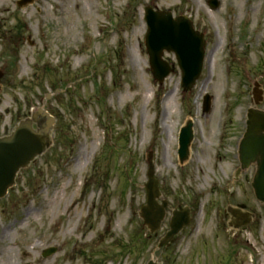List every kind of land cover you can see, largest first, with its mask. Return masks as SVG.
Wrapping results in <instances>:
<instances>
[{
  "label": "rangeland",
  "instance_id": "1",
  "mask_svg": "<svg viewBox=\"0 0 264 264\" xmlns=\"http://www.w3.org/2000/svg\"><path fill=\"white\" fill-rule=\"evenodd\" d=\"M16 1L0 0V136L39 107L55 120L52 144L0 198V248L8 255L0 264H197L198 252L210 264L211 245L226 243L216 223L236 202L254 212L239 256L264 264V203L250 185L255 167L234 175L255 82L264 110V0H218L214 9L207 0ZM146 5L186 15L205 34L202 71L190 90L181 89L172 53L163 58L173 72L161 85L152 78ZM187 120L193 138L179 164L178 130ZM148 152L160 199L170 204L156 233L136 213L145 202ZM178 204L192 208L191 221L162 250L159 238ZM48 247L56 251L43 257Z\"/></svg>",
  "mask_w": 264,
  "mask_h": 264
},
{
  "label": "water",
  "instance_id": "2",
  "mask_svg": "<svg viewBox=\"0 0 264 264\" xmlns=\"http://www.w3.org/2000/svg\"><path fill=\"white\" fill-rule=\"evenodd\" d=\"M33 0H20L18 5H24ZM209 6H218L217 0H208ZM144 19L147 31L144 37L146 53L152 76L160 84L173 70L170 64L162 59L163 51L173 52L181 71V86L184 91L191 89L200 75L204 44L203 34L194 30L192 22L184 15L172 17L170 11L153 10L150 6L144 8ZM2 72L0 71V77ZM261 91L253 89L255 104L261 99ZM49 95L46 96L48 98ZM209 108V96L203 98V110ZM33 122L37 128L32 127ZM53 118L43 108L32 112L30 117L20 120L9 135L0 137V197L13 185L14 178L20 168L26 167L36 156L42 154L51 144L49 132ZM191 122L187 121L179 133V148L177 150L179 161L183 162L188 156V146L192 139ZM240 169L255 163L256 171L252 180V187L256 198L264 201V111L249 108L247 110L246 131L238 146ZM147 180L144 183L146 192L145 204L140 206L138 215L150 232L160 228L165 216L166 200L158 203L161 193L158 180L154 177V165L151 152L147 156ZM239 169L237 170V173ZM229 212L240 217L234 209ZM248 220V216H243ZM189 221L188 209L173 210L169 222V230L159 240V246H167ZM239 224H235L238 226ZM54 251L48 248L42 255ZM28 264V263H23ZM148 264H159L150 260Z\"/></svg>",
  "mask_w": 264,
  "mask_h": 264
},
{
  "label": "flooded vegetation",
  "instance_id": "3",
  "mask_svg": "<svg viewBox=\"0 0 264 264\" xmlns=\"http://www.w3.org/2000/svg\"><path fill=\"white\" fill-rule=\"evenodd\" d=\"M244 205L245 204L243 202H236L233 206L235 208H238L236 212L243 214L245 210H250L247 206ZM191 212L192 208H190V213ZM231 220L235 223L242 222L239 219L234 221L231 216L227 214V212L223 211L222 218L218 219L216 223V227H222L221 229L223 230L224 234H222L223 238H221V240L224 242L226 241V243L223 244L221 242L211 245L214 256H209L210 258L208 261L212 262L210 264H243V259L239 256V252L245 250L247 248L246 245L249 243L248 239L243 235L248 230L250 224H242L239 228L233 229L232 232H227V228H230L228 227V223ZM216 236H218V234L215 233V239ZM207 258L208 257L206 255L198 252L196 255V263L199 264V262H201L200 264H205Z\"/></svg>",
  "mask_w": 264,
  "mask_h": 264
},
{
  "label": "bare ground",
  "instance_id": "4",
  "mask_svg": "<svg viewBox=\"0 0 264 264\" xmlns=\"http://www.w3.org/2000/svg\"><path fill=\"white\" fill-rule=\"evenodd\" d=\"M132 60L134 62H137L135 57L132 58ZM165 99V97H164ZM169 108V107H168ZM164 112V116H169V114L172 112L170 109L164 108L163 109ZM172 127L171 124L169 123V125L165 126V131H166V137H167V142H166V146L170 147L171 145V139H172ZM79 157V156H78ZM78 157L76 158V162L78 163ZM1 234L4 235L5 234V229H2ZM0 257L4 260L8 257V255L4 252V250L2 248H0Z\"/></svg>",
  "mask_w": 264,
  "mask_h": 264
}]
</instances>
